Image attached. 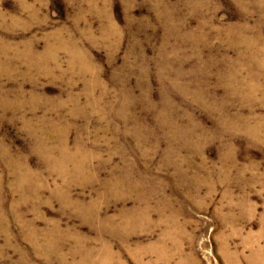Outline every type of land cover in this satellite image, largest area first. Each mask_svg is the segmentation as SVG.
Here are the masks:
<instances>
[{
    "label": "rangeland",
    "instance_id": "1",
    "mask_svg": "<svg viewBox=\"0 0 264 264\" xmlns=\"http://www.w3.org/2000/svg\"><path fill=\"white\" fill-rule=\"evenodd\" d=\"M0 264H264V0H0Z\"/></svg>",
    "mask_w": 264,
    "mask_h": 264
}]
</instances>
